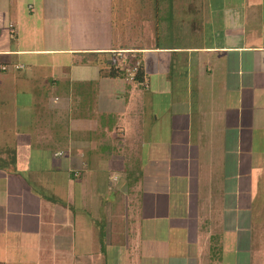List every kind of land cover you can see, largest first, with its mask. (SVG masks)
<instances>
[{
	"label": "crops",
	"instance_id": "1",
	"mask_svg": "<svg viewBox=\"0 0 264 264\" xmlns=\"http://www.w3.org/2000/svg\"><path fill=\"white\" fill-rule=\"evenodd\" d=\"M0 264H264V0H0Z\"/></svg>",
	"mask_w": 264,
	"mask_h": 264
},
{
	"label": "trees",
	"instance_id": "2",
	"mask_svg": "<svg viewBox=\"0 0 264 264\" xmlns=\"http://www.w3.org/2000/svg\"><path fill=\"white\" fill-rule=\"evenodd\" d=\"M134 62H129V64H133ZM109 76H123L126 75L125 70H120L117 68H112V70L108 73ZM143 77V72L142 70L139 68L137 70V72L135 73L134 79L137 81H141Z\"/></svg>",
	"mask_w": 264,
	"mask_h": 264
},
{
	"label": "built area",
	"instance_id": "3",
	"mask_svg": "<svg viewBox=\"0 0 264 264\" xmlns=\"http://www.w3.org/2000/svg\"><path fill=\"white\" fill-rule=\"evenodd\" d=\"M2 69H6V66H2ZM140 68V64L139 62H134L133 64H128L125 66V73H126V77L128 79H134L135 73L137 72V70Z\"/></svg>",
	"mask_w": 264,
	"mask_h": 264
},
{
	"label": "rangeland",
	"instance_id": "4",
	"mask_svg": "<svg viewBox=\"0 0 264 264\" xmlns=\"http://www.w3.org/2000/svg\"><path fill=\"white\" fill-rule=\"evenodd\" d=\"M137 32H138V34H136V35H138V36H136L137 37V41L138 42H140L141 40H143V36L142 35H139V32H140V29H137ZM128 64V63H127Z\"/></svg>",
	"mask_w": 264,
	"mask_h": 264
}]
</instances>
